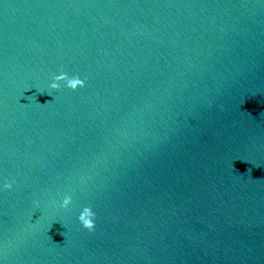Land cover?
Returning <instances> with one entry per match:
<instances>
[{
	"label": "water",
	"instance_id": "95a60500",
	"mask_svg": "<svg viewBox=\"0 0 264 264\" xmlns=\"http://www.w3.org/2000/svg\"><path fill=\"white\" fill-rule=\"evenodd\" d=\"M0 177V264H264V0H0Z\"/></svg>",
	"mask_w": 264,
	"mask_h": 264
},
{
	"label": "clouds",
	"instance_id": "9594fccd",
	"mask_svg": "<svg viewBox=\"0 0 264 264\" xmlns=\"http://www.w3.org/2000/svg\"><path fill=\"white\" fill-rule=\"evenodd\" d=\"M87 77H81L79 74L69 75L68 72L60 71L58 74H54L51 77V82L48 84V91H38L39 94H47L52 96L54 100L53 92L59 91L62 87L71 91H76L77 89L84 88L86 86ZM29 89V88H28ZM26 89V91L28 90ZM33 96V95H32ZM32 96L26 97L27 100ZM36 98V97H35ZM45 102L40 105H47L53 102ZM0 191H9L13 188L16 183L15 179L0 177ZM59 208L68 210L73 206V198L71 195L65 194L63 198L59 201ZM79 214L77 220L83 229L92 232L96 228V212L93 210L91 205H84L79 208ZM66 239L65 232L61 233ZM59 245V244H57Z\"/></svg>",
	"mask_w": 264,
	"mask_h": 264
}]
</instances>
